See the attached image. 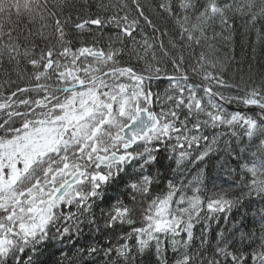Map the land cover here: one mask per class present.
I'll list each match as a JSON object with an SVG mask.
<instances>
[{
    "label": "snow or ice",
    "instance_id": "snow-or-ice-1",
    "mask_svg": "<svg viewBox=\"0 0 264 264\" xmlns=\"http://www.w3.org/2000/svg\"><path fill=\"white\" fill-rule=\"evenodd\" d=\"M237 18L264 42V0H0V264H264V73L225 79L219 48Z\"/></svg>",
    "mask_w": 264,
    "mask_h": 264
},
{
    "label": "trees",
    "instance_id": "trees-1",
    "mask_svg": "<svg viewBox=\"0 0 264 264\" xmlns=\"http://www.w3.org/2000/svg\"><path fill=\"white\" fill-rule=\"evenodd\" d=\"M81 0H76V3L79 5ZM92 2V0H90ZM107 2V0H105ZM129 3H131V0H128ZM160 2V0H141V3L145 5L146 7L152 6L155 7ZM93 12L96 11L95 8L92 9ZM146 14H149L153 19L154 23H156L157 27L160 29L161 32L167 30L168 35L160 37V32L153 33L152 29L150 27H147L144 25L143 20H141V25L144 27L145 33L149 36H156L161 39H163L166 48L170 51L172 55H179L181 54L179 46L176 49H172L170 45L168 44L169 40H178L179 37L176 34L174 28L172 27V23L170 20L158 17L155 15V13L152 12L151 8L148 9ZM75 16L76 13H73ZM5 19L7 17L5 16ZM15 19V17H13ZM221 29L219 27L216 28V31L219 32ZM226 34V33H225ZM253 47L255 48V52H253ZM220 48V55L221 58L228 56H235V60L231 62V64L228 65V72L225 74V79H228L232 82H237L239 80L240 75H245L248 73V67L249 65L252 66V73L259 81L260 74L264 73V42L261 43H255V35L248 36L245 34V29L243 27V20L240 18H237L235 20V38L232 45H223L222 43L219 45ZM234 48V52L230 49ZM197 52L200 51V49L196 50ZM185 56V67H188L189 64L192 62L194 57L191 56L190 50L184 49L183 53ZM159 55V51H158ZM125 60H127V57H125ZM140 65H137L139 67ZM23 67V65H22ZM169 70H171V65H168ZM238 69H243V72L238 71ZM233 77H235V80H233ZM15 78V77H13ZM164 87H166V81H160L158 84L154 83L153 90L154 91H160L163 92ZM235 106L231 105L229 106V110H234ZM214 130H207L206 134L211 135ZM210 175L212 180L215 181V183L219 186L224 183V177L223 174H219V176L210 170ZM226 186V185H224ZM209 187H211V183H209ZM128 230V229H125ZM87 231V229H85ZM97 239H101V237H97ZM96 264H100V259H97Z\"/></svg>",
    "mask_w": 264,
    "mask_h": 264
}]
</instances>
